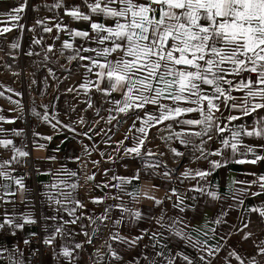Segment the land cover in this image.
Segmentation results:
<instances>
[{
	"label": "crops",
	"instance_id": "crops-1",
	"mask_svg": "<svg viewBox=\"0 0 264 264\" xmlns=\"http://www.w3.org/2000/svg\"><path fill=\"white\" fill-rule=\"evenodd\" d=\"M24 2L0 0V29L16 23L10 21L7 14ZM56 2L27 0L18 22L23 30L13 27L0 35V85L3 86L0 87L3 93L0 116L5 118L0 121V128L5 130L0 138L11 139L15 148L28 153L21 157L14 153L13 146L0 147V163L9 162L2 170L12 178H23L24 185L21 189L14 179L0 177V222L7 216L19 223L28 215L38 222L36 226L25 225L23 230L8 227L0 230V249H6L0 256V264H12L13 260L29 264L28 249L24 246L27 236L39 232L45 239L57 227L62 229V234L57 235L54 244L43 254L41 264H68L64 257L54 255V251L60 252L63 247L73 251L72 264H167L169 258L175 264H186L177 253L189 256L194 264H203L200 256H205L211 264H240L230 255L233 252L244 258L245 264H251L253 257L258 264H264V256L259 255L257 249L264 241V216L250 211L264 209V190L257 183L258 177L264 176V160L255 164L235 163L236 159H252L251 153L241 156L239 153L246 149L240 148L234 156L231 149L221 143L222 139L232 142L231 132L238 127L250 130L258 118L264 117V109L229 123L226 118L241 115L239 110L226 108L222 100L214 101L219 104V111L213 109L214 122L210 130L207 123H182L183 120H202L199 111L155 126L143 125L137 119L146 118V114L158 116L159 110L154 105L131 110L127 115L109 112L113 108L111 101L122 99V91L107 96L94 86L81 87L85 80L96 81L94 72L97 70L88 73L84 67L88 61L80 60L75 50L111 45L96 43L89 22L75 21L65 14V9L77 6L82 12H88L83 0H63V7H52ZM38 20L42 23L37 24ZM93 20L113 24L102 16H94ZM57 24L67 30H58ZM45 27L52 31L46 32ZM70 30L87 31L92 39L74 36ZM36 40L40 43H35ZM66 41L72 48H63ZM12 44L18 47L13 48ZM29 52L32 55H28ZM79 55L96 56L92 51H81ZM72 56L76 58L70 59ZM243 76L247 78L248 73ZM251 78L256 79L254 74ZM100 86L107 88L108 84L105 81ZM205 91L210 93L211 89L205 86ZM233 95L240 98L244 93L237 91ZM24 98L26 107L21 108ZM164 103L170 104V101ZM180 106L190 105L181 102ZM204 107H207L206 101ZM112 115L117 119L109 123ZM8 120L14 122L7 123ZM217 125H227V128L220 133ZM142 126L147 128V137L141 156L125 157L123 148L118 153V142L131 147L141 136L137 129ZM14 131H19L20 135H14ZM196 132L201 135H192ZM181 140L188 143L182 144ZM240 141L264 155L261 148L264 139L242 136ZM173 149L182 155H175ZM149 151L154 155H147ZM217 151L221 155L210 154ZM26 158H30L33 169L30 176L23 173ZM211 161H219L222 166L213 168ZM196 171L210 175L184 176L185 172L194 174ZM165 172L169 175H164ZM137 175L138 179L134 178ZM193 188H203L204 192L192 191ZM173 190L183 198L180 205L183 212L173 207L177 202ZM208 192H216L219 199H211ZM254 192L261 194L254 196ZM61 193L71 195L65 200ZM165 193L172 194V201L164 200ZM50 196H55L62 204H55ZM76 201L83 207H76ZM73 208L75 212L69 215ZM137 211L141 213L138 219L131 215ZM104 216L107 218L101 220ZM73 219H76L75 224L70 223ZM217 219L222 222L215 223ZM173 220L182 221L176 227L201 244L193 248L162 226ZM153 233L157 234L155 238ZM246 233H251L248 239L243 238ZM138 236L143 238L134 245L125 242ZM76 244L81 247L76 249ZM211 249L218 251L208 256Z\"/></svg>",
	"mask_w": 264,
	"mask_h": 264
},
{
	"label": "snow or ice",
	"instance_id": "snow-or-ice-1",
	"mask_svg": "<svg viewBox=\"0 0 264 264\" xmlns=\"http://www.w3.org/2000/svg\"><path fill=\"white\" fill-rule=\"evenodd\" d=\"M26 4L27 0L7 14L8 19L16 23H13L11 27L0 29V35L11 31L13 27L23 30V25L18 22ZM83 4L88 12H82L77 6L65 9V14L75 21L89 22L96 43L99 45L109 43L111 46L100 49L75 50L80 60L88 61V64L84 65L88 73H93V69L97 70L94 72L97 77L96 81L85 80L81 87L94 86L97 91L107 96H110L112 92L122 91V99L111 101L113 108H110L109 112L116 111L127 115L131 110L143 109L149 104L154 105L159 110L158 116L146 114V118L137 117V119L143 125L155 126L156 123L176 119L185 113L199 111L203 117L202 120H183L182 123L188 125L207 123L210 130L214 122L213 109L219 111V104L214 101L222 100L226 108L239 110L241 115H229L226 118L229 123L264 109V0H83ZM52 7H63V0H57ZM94 16H102L105 20L113 21V24L98 23L93 20ZM41 23L42 21H37V24ZM56 28L67 30L62 24H57ZM44 30L51 32L52 28L45 27ZM70 31L74 36L92 39L87 31ZM35 43L38 44L40 41L36 40ZM11 46L17 48L18 44ZM63 48L70 49L72 45L66 41ZM81 51H92L96 56L93 58L79 55ZM113 54L116 55L113 56ZM28 55H32V53L29 52ZM110 56L111 59H109ZM75 58L76 56L70 57V59ZM244 73H248L247 78H244ZM253 74L256 77L255 80L251 78ZM229 77L239 79H230ZM105 81L108 87L101 88L100 85ZM205 86L211 89L210 93L205 91ZM0 87L3 86L0 85ZM237 91L243 92L244 95L237 98L233 95V92ZM0 96H3V93H0ZM238 100L239 102H237ZM164 101H170V104L164 103ZM205 101L207 102L206 108L204 107ZM181 102L190 106L181 107ZM191 105H195V107ZM89 107H91L90 103ZM115 119L117 117L112 115L108 122L111 123ZM4 120L5 118L0 116V121ZM44 120H48L47 115L44 116ZM6 122L13 123L14 121ZM133 127H135V122ZM226 128L227 125L224 127L217 125V131L220 133H223ZM137 130L141 136L136 138V142L131 147H124L123 141L118 142L116 147L118 153L123 148L125 157L141 156V149L147 137V128L142 126ZM4 133L5 130L0 128V136H3ZM13 134L20 135V132L14 131ZM179 135L177 134L178 137ZM192 135L200 136L201 134L196 132ZM231 136L232 142L227 139L221 140L225 148H230L234 156L240 148L246 149L239 153L241 156H247L249 153L252 155V159H236L235 163L255 164L257 161L264 160V155L257 154L255 147L243 145L240 141L242 136L264 139V117L258 118L250 130L238 127L237 130L231 132ZM46 139H51V137H46ZM209 139H211L210 136ZM181 143L187 144L188 142L181 140ZM9 146H13L11 139L0 138V147L7 149ZM261 148L264 149V145ZM12 150L21 157L28 155L14 146ZM201 151L203 152V149ZM173 153L177 156L182 155L176 149H173ZM146 154L154 155L150 151ZM210 154L221 155V152ZM12 159L15 160L16 156L13 155ZM7 163L9 162L0 163V177L14 179L15 184L23 189V178H12L8 172L2 170ZM210 163L213 168L222 166L219 161ZM150 166L158 167V165ZM71 175H75V173H71ZM164 175L167 176L169 173L165 172ZM208 175L210 173L206 171H196L194 174L184 173L185 177L192 178H204ZM134 178L138 179V175ZM257 183L264 190V176L258 177ZM72 187L75 188L76 185H72ZM191 190L204 192L203 188ZM61 194L64 195L65 200L71 195L70 193ZM172 194L177 196V202L173 207H177L183 212L184 208L180 207L183 204V198L175 190ZM260 194L252 193L254 196ZM207 195L213 200L219 199L216 192H208ZM49 199L57 205L62 204L61 200L56 199L55 196H50ZM93 202L99 203L100 201L94 200ZM157 203L159 204L160 201ZM76 207L82 208L83 205L76 201ZM250 211L259 212L261 216H264V209L253 208ZM74 212L75 208L69 212V215ZM131 215L138 219L141 213L137 211ZM106 218V216L100 217L101 220ZM51 219H55V217ZM162 220L163 217H161ZM36 222L31 215L22 217L19 223L14 218L6 216L0 222V230L5 227L23 230L25 225ZM214 222L219 224L222 221L217 219ZM70 223L75 224L76 219L71 220ZM178 223H182V221L173 220L171 224H162V226L176 237L186 240L193 248L201 244L200 241H192L183 229H178L176 227ZM213 231L215 230L213 229ZM15 234L13 231L12 235ZM59 234H62V229L57 227L53 234L43 240V243L52 246ZM32 235L36 234L32 233ZM156 236L157 234L153 233V238ZM250 236L251 233H246L243 238L248 239ZM142 238L138 236L125 242L134 245ZM29 243L30 241L24 240V244ZM80 247V244L75 245L76 249ZM257 249L258 254L264 256V241L257 245ZM3 251L6 249H0V256ZM38 251L37 249L36 252ZM217 251L218 249H211L207 255L213 256ZM20 255L22 256L23 253ZM54 255L57 258L62 256L68 260V264H72L73 251L69 248L63 247L60 252L54 251ZM230 255L235 256L240 264H245V260L241 256L234 252ZM177 256L182 257L186 264H194L187 255L177 253ZM200 260L203 264H211V261L206 260L205 256H200ZM12 264H23V261L13 260ZM167 264H175V261L169 258ZM251 264H258L255 257L252 258Z\"/></svg>",
	"mask_w": 264,
	"mask_h": 264
},
{
	"label": "built area",
	"instance_id": "built-area-1",
	"mask_svg": "<svg viewBox=\"0 0 264 264\" xmlns=\"http://www.w3.org/2000/svg\"><path fill=\"white\" fill-rule=\"evenodd\" d=\"M25 102H26V99L24 98L23 104H21V106H20L21 108L26 107ZM32 172H33V169H32L30 158H26L25 163H24V167H23V173L27 176H30V175H32ZM172 199H173L172 194H170V193L164 194V200L170 202V201H172ZM0 201H1V197H0ZM37 224H38V222H36L35 224H31V225L36 226ZM35 234L36 235L30 234L25 239V240L30 241L29 244H27V245L24 244V246L28 249V262H29V264H41L43 254L50 248V246H47L43 243L44 239L39 232H36ZM37 249L39 250L38 252H36Z\"/></svg>",
	"mask_w": 264,
	"mask_h": 264
}]
</instances>
